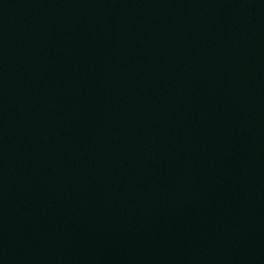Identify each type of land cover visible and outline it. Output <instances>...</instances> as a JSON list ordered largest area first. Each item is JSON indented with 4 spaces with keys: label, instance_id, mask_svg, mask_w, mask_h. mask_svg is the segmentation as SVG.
<instances>
[{
    "label": "water",
    "instance_id": "95a60500",
    "mask_svg": "<svg viewBox=\"0 0 264 264\" xmlns=\"http://www.w3.org/2000/svg\"><path fill=\"white\" fill-rule=\"evenodd\" d=\"M0 264H264V0H0Z\"/></svg>",
    "mask_w": 264,
    "mask_h": 264
}]
</instances>
